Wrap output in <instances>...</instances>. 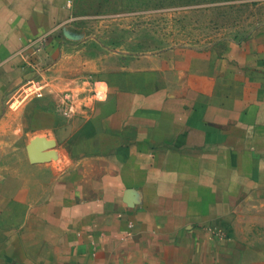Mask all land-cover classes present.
Wrapping results in <instances>:
<instances>
[{"label":"crops","instance_id":"1","mask_svg":"<svg viewBox=\"0 0 264 264\" xmlns=\"http://www.w3.org/2000/svg\"><path fill=\"white\" fill-rule=\"evenodd\" d=\"M71 2L0 0V264H264V19L12 110Z\"/></svg>","mask_w":264,"mask_h":264},{"label":"rangeland","instance_id":"2","mask_svg":"<svg viewBox=\"0 0 264 264\" xmlns=\"http://www.w3.org/2000/svg\"><path fill=\"white\" fill-rule=\"evenodd\" d=\"M70 12L58 33L62 63H34L12 110L45 85L62 93L64 108L89 102L101 92L100 74L126 58L149 63L166 51L220 48L264 19V0H72Z\"/></svg>","mask_w":264,"mask_h":264},{"label":"water","instance_id":"3","mask_svg":"<svg viewBox=\"0 0 264 264\" xmlns=\"http://www.w3.org/2000/svg\"><path fill=\"white\" fill-rule=\"evenodd\" d=\"M38 144L39 142L35 141V142H31L26 146V151H27V156H28V160L31 164H37L42 162V158H40L39 154H38Z\"/></svg>","mask_w":264,"mask_h":264}]
</instances>
